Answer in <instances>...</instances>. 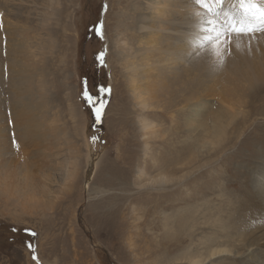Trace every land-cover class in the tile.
I'll return each instance as SVG.
<instances>
[{
    "label": "rangeland",
    "instance_id": "obj_1",
    "mask_svg": "<svg viewBox=\"0 0 264 264\" xmlns=\"http://www.w3.org/2000/svg\"><path fill=\"white\" fill-rule=\"evenodd\" d=\"M117 1L23 0L20 5L4 7L6 15L0 12V70L12 60L17 67L35 72L31 77L34 98L45 91L48 100L43 107L34 104L37 109L33 117L41 135L29 147V158L23 157L15 139L8 142L5 137L6 142H1L19 163L13 171L0 167V264H184L177 263L176 256L193 249V245L198 248L205 237L218 240L226 231L228 236L223 239L229 245L239 244L237 239L247 229L256 230L249 232L248 240L252 234L256 237L264 232L258 218L264 212L255 199L262 174L253 172L262 159L249 154L251 149H260L255 137L257 129L264 128V121L252 112L250 115L251 108L245 104L242 116L237 114L241 123L248 118L238 129L242 133L228 135L232 144L208 149V145H200L202 134L197 137L206 128L204 112L198 122L197 117L178 114L176 108L186 110V103L170 106L169 95L165 106V97H160L152 103L153 108L141 111L131 97L125 69L116 61L119 49L113 47V39ZM124 3L128 4L127 0ZM120 6L130 9L123 3ZM101 22L103 38L95 30ZM7 47L16 52L8 54ZM101 51H106L103 67L96 60ZM38 71L43 74L38 75ZM85 85L93 96L99 95L100 86L111 89L104 97L107 104L99 123L83 96ZM208 88L202 98L214 96V101L224 97L232 98V102L239 96L248 100L246 95L250 93L237 79L218 80ZM7 89L0 87V117L8 109L17 110L10 105ZM139 117L155 122L159 132H141ZM8 122L0 121V128L7 127L0 132L6 135L15 132V124L9 126ZM23 161L28 164L24 166ZM90 161L94 166L87 174ZM160 165L164 169L159 171ZM137 166H144L150 178H158V172L167 170L170 179L161 188L140 187ZM21 191H25L23 196ZM246 194L251 200H243ZM220 199H231L228 208L218 205ZM197 204L202 209L212 206L211 218L206 221L201 217V222L199 217L190 231L187 226H177L176 232L165 239L171 244L169 248L161 247L165 230L170 231L168 226L173 228L177 223L174 212L183 211L187 205L188 211ZM254 211L259 214L255 216ZM166 221L168 226L164 225ZM206 222L208 226H204ZM237 263L251 264L227 256L207 264Z\"/></svg>",
    "mask_w": 264,
    "mask_h": 264
},
{
    "label": "bare ground",
    "instance_id": "obj_2",
    "mask_svg": "<svg viewBox=\"0 0 264 264\" xmlns=\"http://www.w3.org/2000/svg\"><path fill=\"white\" fill-rule=\"evenodd\" d=\"M21 1L23 0H0V12L3 13V16L6 15L3 12L4 7L20 5ZM106 1L107 0H103L104 4ZM121 3L125 6L129 5L128 8L130 9L126 10L125 7L120 6ZM127 3L128 4H125L124 0H118L116 3L118 11L115 13L116 32L114 34L113 47L115 46L119 49L116 61L122 65V69H125L126 81L131 91V97L135 103L138 104L141 111L153 108L152 103L160 101L157 98L165 97L163 105L171 102L172 105L170 106H175L176 108V106L180 104L183 106L186 103V110L183 107H179V110L176 108V111L178 114H186V117H197V122L201 119V117L199 118L198 116L204 112L207 116V121L205 120L207 123L206 128L204 133L201 131L197 134V137L199 134H202V137H199L200 139L198 138V140H200L201 146L208 145V149H219V147L222 148L232 144V140L228 135H235L244 127L246 120H248L247 118L241 123L239 120L240 118H237V114L240 115V117L242 116L241 108H243L245 104L251 108L249 111L250 115H252V112L254 116H260V121H264V31L257 30L253 35L240 37L239 48L236 47L235 39H233V42L227 47L222 43L219 44L217 48L219 55H217L214 50L213 42L207 39L209 36L214 37L216 35L214 32L208 31L211 27L208 21L212 19L218 22L220 18L209 14L203 7L196 4L195 0H127ZM232 4L233 0H225L223 8L218 9V11H221L222 14L223 12H230ZM257 27H259V25ZM125 32H128L126 38L124 37ZM122 37L125 38V41ZM124 50H128L129 52L127 53V51ZM6 52L12 54L15 53L16 50L12 47H7ZM4 66L6 69L0 70V87L3 85L5 89L6 87L9 88L7 91L9 93V99L11 100L10 105L17 110L12 112L8 109L7 111L9 112H4L0 117L1 123H7V121H9V126L15 124V132L10 131L11 133L7 135L3 131L0 132V167L4 166L7 169H11L10 171H13L18 166L17 163H19V160L15 155V157H13L12 154H9V147L4 146L3 143L15 139L16 144L23 151V157H27L28 151L30 152L29 147L35 144V139L41 135L39 133V127L36 125V121L33 117L37 109L34 104H40L38 108L43 107L48 100H46L47 94H45V91L40 93L42 95H39L38 98H34L31 88V77L35 72L32 71L31 74L24 66L17 67V64L12 60L6 62ZM37 73L38 75L43 74L42 71H38ZM233 79L239 80L244 90L247 89L250 91V93L246 95L248 100L243 99V96H239L235 101L231 102L232 98L223 99L224 95L222 96L223 98L217 95L219 98H216V101L213 100L214 96L212 99L202 98L206 86L210 88L218 80L226 82L232 81ZM167 95L171 96V99H169ZM167 99H169V102H166ZM30 102H33V104ZM160 109H163V106ZM236 118L238 121H234ZM255 119L257 118H254L253 121ZM187 121H189V119ZM137 126L144 134H157V132H159V129H157L158 125L144 117L138 118ZM6 128L1 127L0 130ZM259 128L257 129L255 139H258L260 149H251L249 150V154L251 153V157L262 159L261 165L254 167L253 172L260 175L262 174V180L256 188L257 195H255V199L258 202L257 207L264 212V128ZM254 132L255 128L253 130V133ZM238 133L241 134L242 132L239 131ZM247 136L248 135H246V137ZM5 137L7 138L6 141H4ZM2 141L4 142L1 144ZM193 144L195 145V143ZM146 146L144 151L148 153L149 150ZM21 150L19 152H21ZM23 164L26 166L28 162L23 161ZM161 165L163 166V164ZM161 165L160 167L158 166L159 171L164 169ZM93 166V162L90 161L87 174L89 171H92ZM166 171H163L164 174L158 172V178L153 176V178H150V174L146 172L144 166H137L135 169L136 181L140 182L139 186L143 188H153L156 186L161 188L170 179V177L166 175ZM10 174L11 172L8 175ZM87 174L85 175V180H87ZM71 177L74 179L75 175L72 174ZM142 179H146L147 181L141 183ZM77 180L78 176L76 175V183ZM140 187L138 189H141ZM26 191L29 194L31 193L30 189ZM21 192L22 194L20 195L23 196L25 191ZM246 195L247 196L243 200H251L252 197L250 194ZM230 200L231 199H220L217 203L218 205L222 203L227 207ZM208 204L211 203L209 202ZM190 205L192 206V204ZM210 207L212 206H209V209ZM186 208L183 211H185ZM209 209H202L198 204L185 212L181 211V209H175L174 217L177 223L172 228L168 226L167 221L165 222L164 225L171 228V230H165L164 236L160 239L161 247L165 246L164 248H169L171 244L168 245L165 239L168 235L171 236L173 232H176L177 226L178 228L187 226V230H191V227L194 225L193 223H197L199 217L201 222L203 219L208 221L211 218L209 215L213 214ZM230 213H228L229 217L231 216ZM257 214H259V212L254 213L255 216ZM201 217L204 218L202 219ZM258 218L261 219L259 225L264 227V215H260ZM217 220H219V218ZM209 222L203 223L204 226H208ZM217 222L221 225V221ZM203 224L201 225L203 226ZM179 225L181 226L179 227ZM212 225L213 224H211V226ZM208 230L206 232H209ZM247 231L248 232H246L243 237L237 239L239 244L231 242L228 245V240L223 239V237L228 236L226 231L225 236H219L218 240H212L214 237L208 238L210 236L205 237L207 239L203 242L201 240L202 243L199 242L201 244H198L201 248H199V246L198 249L196 245H193L197 248L196 250L195 247L193 249L191 247H186L187 250H181L183 253L180 251L181 254L176 256V261H178L177 263L183 262L184 264H207L218 257L227 256L230 260L238 259V261L241 262L243 259L247 262L249 261L251 264H264V232L256 237H254L256 233L252 234V236H250L251 239H249L251 241H249L247 239L249 232L253 233L256 232V230L252 229L249 231L247 229ZM221 234L223 233L221 232ZM236 237L238 238V236ZM180 241H182V239H179V242ZM187 245L189 244L187 243Z\"/></svg>",
    "mask_w": 264,
    "mask_h": 264
},
{
    "label": "snow or ice",
    "instance_id": "obj_3",
    "mask_svg": "<svg viewBox=\"0 0 264 264\" xmlns=\"http://www.w3.org/2000/svg\"><path fill=\"white\" fill-rule=\"evenodd\" d=\"M195 3L203 7L209 14L219 17V21L210 19L208 24L211 26L208 31L214 32V37L209 36L207 39L213 42L214 50L219 55L217 50L219 44L227 47L236 40V47L239 48V39L242 36L253 35L257 30L264 31V0H233L230 12L218 11L222 9L225 0H195ZM238 6V8H237ZM105 9L107 5L104 6ZM259 25V27H257ZM103 23L95 29L97 35L103 38ZM106 51H101L96 60L103 67L106 66L104 57ZM99 95L93 96L85 85L83 96L89 102L93 112L96 116V121L99 123L102 120L103 111L106 107L107 101L105 96L110 95L111 89L106 86H100ZM96 138L93 137V140ZM35 235V233H33ZM33 259H37L33 256Z\"/></svg>",
    "mask_w": 264,
    "mask_h": 264
}]
</instances>
